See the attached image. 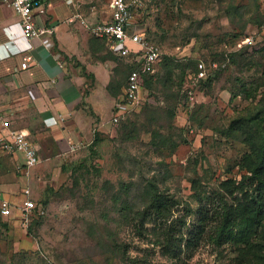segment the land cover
<instances>
[{"label":"rangeland","instance_id":"rangeland-1","mask_svg":"<svg viewBox=\"0 0 264 264\" xmlns=\"http://www.w3.org/2000/svg\"><path fill=\"white\" fill-rule=\"evenodd\" d=\"M139 1L132 8L138 28L163 54L146 100L116 126L112 102L100 108L104 141L95 147L32 144L41 163L29 170L22 152L19 160L0 153V189L16 185L9 195L15 207L30 189L38 206L27 228L0 216V264H264V210L253 226L234 222L213 240L224 205L233 210L244 199L230 184L251 175L242 162L251 144L238 137L236 121L245 116L246 127L264 135V110L250 119L264 108V0ZM97 44L94 52L111 59ZM190 62L205 64L199 81ZM124 124L135 139H123ZM149 183L170 202L163 213L141 217ZM258 197L264 203V193Z\"/></svg>","mask_w":264,"mask_h":264},{"label":"crops","instance_id":"crops-1","mask_svg":"<svg viewBox=\"0 0 264 264\" xmlns=\"http://www.w3.org/2000/svg\"><path fill=\"white\" fill-rule=\"evenodd\" d=\"M97 1L44 0L45 21L53 33L26 41L21 18L0 0V117H13V128L22 125L17 129L35 147L53 142L54 149H60L73 141L89 146L103 128L97 118L100 108L111 101L116 109L122 88L117 97L109 90L116 65L101 59L102 52H94L92 46L101 41L87 33V26L111 20L110 0ZM98 6L101 13H96ZM12 157L20 159L17 154ZM9 185H3L0 195L11 202L16 185ZM18 218L16 212L10 219Z\"/></svg>","mask_w":264,"mask_h":264},{"label":"built area","instance_id":"built-area-1","mask_svg":"<svg viewBox=\"0 0 264 264\" xmlns=\"http://www.w3.org/2000/svg\"><path fill=\"white\" fill-rule=\"evenodd\" d=\"M5 2L21 18L22 37L26 41L53 33V29L45 21L48 11L44 0H5ZM140 4L139 0H133V3L127 0H110L111 20L91 28L94 37L106 41L113 52L137 65V69L130 73L126 86L122 88V94L116 105L118 112L110 122L113 126L120 124L127 114L139 110L143 105L146 100L145 79L155 74L163 55L160 48L155 43L148 41L141 29L138 28L132 8L133 5L139 7ZM31 60L32 58L29 57L28 61ZM198 67L199 81L206 75L205 64L201 62ZM72 150L75 151L76 147H72L71 152H73ZM0 151L9 155L22 152L26 158L25 167L28 170L41 163L36 148L28 140V135L24 131L13 130L11 122L1 117ZM23 194L27 197L20 207H15L0 195V216L13 218L17 212L21 225L27 228L38 206L32 198L30 189H24Z\"/></svg>","mask_w":264,"mask_h":264},{"label":"trees","instance_id":"trees-1","mask_svg":"<svg viewBox=\"0 0 264 264\" xmlns=\"http://www.w3.org/2000/svg\"><path fill=\"white\" fill-rule=\"evenodd\" d=\"M261 24L259 26H262V22H260ZM263 27V26H262ZM102 41V40H101ZM105 45V47L107 48V50L109 51V53L112 55L111 59L115 60L116 62V68L114 70V76L112 79V82L109 86V90L112 93V95L114 97H117V95H119V90L121 88H124L127 84V80L130 73L132 71H134L135 69H137V65L133 62H131L129 59L120 57L119 55H117L115 52H113L110 47L107 45L106 41H102ZM197 62V61H196ZM191 63V62H190ZM190 63L188 65H190ZM192 66H197V63L194 64V62L191 63ZM220 70V68H219ZM168 71H170V73L173 72L172 67H168ZM215 74L212 73L210 74L208 77V80H213L215 77ZM153 76H148L146 77V81H145V85L147 87H150V79ZM122 94V93H121ZM243 95L246 97V99H249L252 96L251 93H249L248 91H244ZM260 107H258L257 109H259ZM264 110V108H260L256 114H253L251 116V120L252 117L253 118H257L260 114V112H262ZM236 122H238V125L242 126L243 128L241 129V133L238 135V137L240 136V138L242 139V143H245V139L248 138L251 146H249L251 148V152L250 153H246L243 156L242 162L247 161L249 164H251V169L249 170L251 175L249 177H246L245 180L243 181L244 183H240L238 185H236L235 183H231L230 185H232L238 192H240L241 194H243L244 199L239 200L238 201V205L235 209L230 210L227 206L224 205L223 209L224 212L221 216V220L220 222L216 225V233H217V237H214L213 240H215L216 242L220 241L223 238L226 237V234H223L225 232V229L231 227V225L235 222V223H244L246 226H253L256 222L258 217L262 214L263 210H264V203L259 200L260 198L258 197V195H261L264 193V135L262 136L260 133H255L250 127H246V125L248 124V120L244 117H241L239 120H237ZM259 127V126H258ZM130 127L125 125L122 126L120 128V134H123V139L124 140H129L130 139H135V135H133V132L131 130V132L128 134V132L130 131L129 129ZM257 128V127H256ZM259 131V128L257 129ZM262 132V131H259ZM125 133V134H124ZM250 133V134H249ZM103 137L101 133H96L95 134V138L92 142V144L90 145L91 148L95 147L96 145H98L99 143L103 142ZM24 168H26L24 166ZM256 185V188L259 189V192L252 195L251 194V189H246L247 186H250L252 184ZM144 197L149 198V204L147 206V208L144 209L143 212H141L139 215H141V217H147V213L149 212H153L155 211L156 213L160 214L163 213L166 209V207H168L167 205V198L162 197L161 192L158 190V186L154 183H149L148 185H146L145 187V193H144ZM153 199V200H152ZM115 200H117L115 198ZM170 202V200H168V203ZM126 209V208H123ZM37 215L34 214L33 218H36ZM3 218V217H2ZM201 233V232H198ZM197 233V236H198ZM196 234V233H193ZM195 236V235H194ZM230 236V240L234 241L236 238L234 236H232L231 234H229ZM246 238H243V241ZM247 240V239H246ZM245 240V241H246ZM193 245V243H195V240L190 241ZM190 242L188 243V247L190 245ZM174 245H171V247H173ZM178 248V246H176L175 248L173 247L172 249H168L167 251L170 252L173 256L178 257V252L176 251ZM174 249V250H173ZM176 249V250H175Z\"/></svg>","mask_w":264,"mask_h":264},{"label":"clouds","instance_id":"clouds-1","mask_svg":"<svg viewBox=\"0 0 264 264\" xmlns=\"http://www.w3.org/2000/svg\"><path fill=\"white\" fill-rule=\"evenodd\" d=\"M111 122V121H110Z\"/></svg>","mask_w":264,"mask_h":264}]
</instances>
